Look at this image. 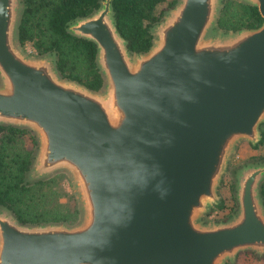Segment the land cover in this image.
<instances>
[{
	"label": "water",
	"instance_id": "1",
	"mask_svg": "<svg viewBox=\"0 0 264 264\" xmlns=\"http://www.w3.org/2000/svg\"><path fill=\"white\" fill-rule=\"evenodd\" d=\"M263 18L222 31V0H177L152 26L145 52L128 50L110 0L67 29L95 42L99 90L57 71L55 55L19 46L21 0H0V123L25 126L38 145L28 177L63 169L81 219L21 223L0 205V264H224L264 255V162L235 173V213L204 222L236 143L260 139Z\"/></svg>",
	"mask_w": 264,
	"mask_h": 264
},
{
	"label": "trees",
	"instance_id": "2",
	"mask_svg": "<svg viewBox=\"0 0 264 264\" xmlns=\"http://www.w3.org/2000/svg\"><path fill=\"white\" fill-rule=\"evenodd\" d=\"M101 2L21 0L16 27L19 46L23 48L25 42H31L37 50L36 56L54 54L57 71L63 78L77 81L92 90L101 89L104 76L96 60L95 42L67 29L71 20L91 14ZM110 2L117 30L126 40L128 50L138 53L151 47L154 41L152 26L177 0ZM262 21L255 4L245 0H222L216 27L225 32L237 31L257 27ZM259 130L260 139L255 144L249 141L254 148L264 147V120L260 122ZM37 145L36 135L30 128L0 123V205L10 209L21 223L65 222L72 225L81 219L82 210L79 198L63 187L67 171L59 169L37 179L28 178ZM255 160L264 162V155ZM259 194L264 205V178L259 184ZM62 197L66 200H61ZM224 206L225 201L221 198L210 211ZM235 211L220 220L228 219ZM224 264L233 263L226 261Z\"/></svg>",
	"mask_w": 264,
	"mask_h": 264
},
{
	"label": "rangeland",
	"instance_id": "3",
	"mask_svg": "<svg viewBox=\"0 0 264 264\" xmlns=\"http://www.w3.org/2000/svg\"><path fill=\"white\" fill-rule=\"evenodd\" d=\"M164 4L161 5L163 7ZM26 54L30 56H36V48L31 42H25L23 48H21ZM264 155V147L259 148L252 147L251 143L247 139L239 140L234 148V151L231 153L228 160L226 170L223 172L221 181L218 185L217 191L218 194L225 201V206L222 208H214L213 211H209L207 214H203L201 219L204 222L212 223L216 222L228 214H232L236 208L237 203L234 197V180L236 170L243 164L259 159ZM259 161V160H258ZM29 178V177H28ZM63 187L75 194L78 198L77 189L75 182L71 174L67 171V176L64 179ZM61 200L65 201L66 198L62 197ZM233 264H264V255H258L254 251L244 250L237 253Z\"/></svg>",
	"mask_w": 264,
	"mask_h": 264
}]
</instances>
